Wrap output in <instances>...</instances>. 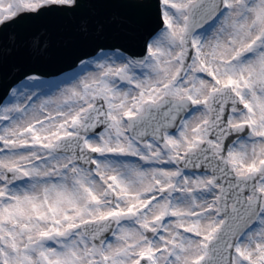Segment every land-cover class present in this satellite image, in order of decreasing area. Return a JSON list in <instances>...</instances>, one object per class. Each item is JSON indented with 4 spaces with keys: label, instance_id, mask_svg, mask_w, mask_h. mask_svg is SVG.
<instances>
[{
    "label": "rangeland",
    "instance_id": "1",
    "mask_svg": "<svg viewBox=\"0 0 264 264\" xmlns=\"http://www.w3.org/2000/svg\"><path fill=\"white\" fill-rule=\"evenodd\" d=\"M72 1L0 0V24ZM195 1L162 0L165 25L143 62L121 50L101 51L68 73L52 79L31 76L13 89L0 109V264H138L144 256L152 264H199L208 254V242L222 222L220 185L212 183L210 174L183 170L175 161L207 140L208 97L230 85L246 104L245 111L232 112L230 124L250 122L252 133L235 142L228 161L237 175L255 172L264 163V0H226L219 19L195 34L205 60L193 57L177 80L188 10ZM54 91L62 92L66 105L57 112L61 117L50 122L53 114H48L32 121L38 110H51L48 98ZM98 97L113 124L85 136L87 148L98 153L91 171L54 147L62 137L77 134L73 125L83 126L86 110ZM166 97L190 98L196 106L176 134L167 133L165 144L153 139L144 144L128 134L134 111ZM33 122L39 125L29 127ZM34 138L48 143L53 158L34 154L29 147ZM22 141L29 146L22 148ZM12 167L27 179L9 185L3 170ZM170 186L173 192L163 195ZM259 188L264 192V178ZM112 193L114 207L109 204ZM111 215L119 225L102 247L80 230L70 232L81 222ZM159 218L162 232L146 241L144 229H155ZM257 223L237 244L235 264H264V203Z\"/></svg>",
    "mask_w": 264,
    "mask_h": 264
},
{
    "label": "water",
    "instance_id": "2",
    "mask_svg": "<svg viewBox=\"0 0 264 264\" xmlns=\"http://www.w3.org/2000/svg\"><path fill=\"white\" fill-rule=\"evenodd\" d=\"M223 5L224 0H198L192 4L177 79L184 76L193 58L194 33L213 23ZM163 25L161 0H76L73 6L52 5L37 12H23L0 27V107L11 90L28 76L60 75L101 50L121 49L136 61H143L148 55L149 42ZM104 102L101 97L97 98L95 105L87 110L84 128L76 125L77 135L58 142L55 147L58 153L71 155L85 168H95L93 159L98 153L87 149L84 136L100 134L112 125ZM242 106L230 86L213 91L209 141L200 151L178 161L189 170L211 172L214 182L222 184L220 212L225 219L216 238L209 243L210 255L204 257L201 264H233L239 237L255 226L259 218L263 193L257 185L264 175V167L256 173L237 177L226 161L231 144L249 133L247 125H229L232 108L242 110ZM193 108L190 99L165 98L156 105L149 104L144 115L133 118L129 131L143 142L151 137L165 142V132L174 133ZM214 140L221 144L218 149L221 157L213 151ZM4 174L9 184L26 178L15 168L5 169ZM251 194L255 199L248 198ZM161 223L159 220L158 226ZM116 225L115 218L110 217L81 224L79 228L100 246L108 240ZM158 233L159 229L146 230V239ZM140 264H149V259H142Z\"/></svg>",
    "mask_w": 264,
    "mask_h": 264
},
{
    "label": "bare ground",
    "instance_id": "3",
    "mask_svg": "<svg viewBox=\"0 0 264 264\" xmlns=\"http://www.w3.org/2000/svg\"><path fill=\"white\" fill-rule=\"evenodd\" d=\"M73 2V1H72ZM193 46H194V52H195V59L197 61H199L201 63V60H205V53L202 52L203 50V46L201 44V40L197 37V35L194 36L193 38ZM50 98H48L49 102V106L51 107L50 111H46V110H38V112L34 113L31 117H32V121L37 119H40L43 116H47L48 114H53L51 115L52 117H49V121H54V120H58L61 116V114L59 115L60 112L64 111V107L66 105H64L65 103L63 102L64 98H63V94L61 91H54L53 93L50 94ZM59 112V113H57ZM135 114H142L144 112V108H140L137 109L136 111H134ZM123 125H126L127 121H128V115L127 116H123ZM38 122V121H37ZM37 122H33L31 125H29V127L31 126H38L39 123ZM122 123V121L120 120V124ZM26 131H28V128H26L24 130V133H26ZM23 133V132H22ZM63 133H66L63 131ZM38 138H34L32 139V145L29 146L28 143L22 141V143L20 144L22 146V148H26V147H31L30 149L33 150L34 154L36 156H38L40 159H48V158H53L52 153H51V148L49 145H47V142H44L43 144L40 143L38 140ZM24 140V139H23ZM150 145H146L145 148H149ZM162 168V167H161ZM203 177H198V180H203ZM184 194V193H183ZM150 194H146V196L148 197ZM178 264V263H177ZM180 264H182V262H180Z\"/></svg>",
    "mask_w": 264,
    "mask_h": 264
}]
</instances>
